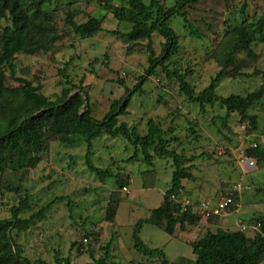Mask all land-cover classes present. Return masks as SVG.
I'll list each match as a JSON object with an SVG mask.
<instances>
[{
    "label": "rangeland",
    "instance_id": "rangeland-1",
    "mask_svg": "<svg viewBox=\"0 0 264 264\" xmlns=\"http://www.w3.org/2000/svg\"><path fill=\"white\" fill-rule=\"evenodd\" d=\"M164 2L166 6L174 4V0ZM57 3L50 7L53 9ZM72 7L77 22L90 15L103 16L102 29L92 37L80 38L68 32L62 8L54 11L60 39L48 51L17 53V75L33 84L40 83L42 93L54 99L62 88L58 68L70 60L67 72L71 81H82L89 95L91 114L101 119L111 102L124 95L126 89H132L144 74L150 56L148 42L130 45L125 36L119 35L128 31L129 25L117 22L96 2L73 0ZM244 16L249 21L264 17V0H201L194 4L188 8V18L204 35L202 39L190 37L182 18L173 17L170 24L178 37V48L167 61L171 64L169 69H188L187 80L194 90L203 89L220 70L211 56L213 49L224 32ZM6 24V19H0V25ZM164 41L160 34H153L150 46L154 56L160 55ZM252 50L256 58H249V66L243 69L249 75L222 78L217 87L219 95H243L261 86L263 76L251 73L264 71V34L262 40L253 43ZM6 85L17 83L8 76ZM251 113L256 115V130L248 121L242 122L237 113L227 114L218 102L206 105L202 111L180 92L176 79H169L158 67L157 74L147 78L141 92L131 96L126 112L119 116V121L136 126L141 134L146 133L148 119L155 120L168 132L170 148L197 157L192 161L194 178L182 181L179 198L183 202L194 206L206 199L216 201L230 193L241 177L249 186L233 195L234 205L227 214L201 219L202 222L184 229L176 227L173 236L157 226L143 224L140 239L151 248L163 249L169 261L188 264L194 258L190 243L206 230L239 229L246 225L244 231L248 236L256 233L253 226L257 223L253 219L264 218V161L246 172L243 159L251 142L258 140L264 145V98ZM133 152V146L123 137L111 138L103 133L93 140L92 162L101 168L121 171L130 180L126 190L118 189L112 179L100 180L87 170L85 143L66 146L52 140L34 168L0 173V218L9 217L10 207L22 197L27 198L29 208L21 217L56 201L44 219L36 220L26 231H13L15 241L32 263L39 260L56 264L57 259H68L66 264H91L103 255L104 246L112 238L108 264H159L138 253L131 236L136 222L159 206L170 186L171 159L153 157L148 165L141 159L129 161ZM202 153L204 156L200 157ZM115 198L119 199L115 219L106 221V207ZM88 233L94 234L87 236ZM259 264H264V257Z\"/></svg>",
    "mask_w": 264,
    "mask_h": 264
},
{
    "label": "trees",
    "instance_id": "trees-1",
    "mask_svg": "<svg viewBox=\"0 0 264 264\" xmlns=\"http://www.w3.org/2000/svg\"><path fill=\"white\" fill-rule=\"evenodd\" d=\"M58 1L0 0V19L8 21V24L0 25V173L34 168L52 140L66 146L85 143L87 170L100 180L112 179L118 189L126 188L130 180L123 177L121 171L98 167L91 160L93 140L103 133L111 138L123 137L133 146L134 152L129 161L141 159L150 165L153 157L171 159L170 186L164 192L159 206L151 209L147 218L136 222L131 239L133 248L147 259L157 260L159 264H178V261H169L163 249L151 248L145 244L140 239L139 232L143 224L148 223L173 236L176 227L184 229L186 225L201 222L203 218L196 211L201 201L194 206L192 203L183 205L184 202L179 198L183 189L182 181L194 178L192 170L195 164L192 161L197 157H188L175 148H170L168 132L153 119H148L146 133L141 134L136 126H130L118 118L126 112L131 96L140 93L147 78L157 74L160 67L166 77L176 79L180 92L188 101L197 104L200 110L203 111L206 105L212 106L218 102L227 114L237 113L242 122L248 121L253 130H256L257 119L251 110L264 98V71L253 70L251 74L263 76V83L243 95L233 93L221 96L217 93V87L222 78L249 75L243 69L249 66V58H256L252 45L262 40L264 17L249 21L244 16L238 24L230 26L224 32L221 41L211 53L220 70L203 89L196 92L187 80L189 70L180 72L175 68L169 69L171 64L167 61L178 48V37L170 24L173 17L182 18L190 37H204L188 18V8L201 0H174L172 6H166L165 0H117V3H114L115 0H87L98 3L117 22L129 25V30L120 32L119 35L125 36L130 45L145 40L150 51L148 67L139 76L137 83L132 89H126L124 95L114 99L101 119H96L91 114L89 95L82 81L74 84L70 79L67 72L70 60L58 68L62 88L54 99L42 93L40 83L33 84L25 77L17 75V53L48 51L60 39V35L56 33L54 11L62 8L68 32L80 38L92 37L102 29L103 16L90 15L87 20L77 22L74 19L76 11L72 9L73 0L59 4ZM53 2L57 5L52 9L50 5ZM154 33L160 34L165 40L158 56L153 55L150 46ZM6 73L17 85H6ZM117 81L124 85L122 80ZM192 133L195 134V131L192 130ZM244 152L245 157L254 159L256 163L264 161V145L258 140L251 142ZM199 156L203 157L204 153ZM243 182L245 183L244 179ZM55 202L51 201L28 217H21V213L29 208L27 198L22 197L17 204L10 207L9 217L0 218V264H44L39 260L32 263L23 254L22 247L14 239L13 231H26L36 220L44 219ZM118 203V198L108 202L106 221H114ZM216 216L218 215L205 220ZM253 221L259 224V229H255L253 236H248L241 228L218 227L214 231L206 230L190 243L194 258L187 261L188 264H259L264 257V218L257 217ZM93 234L88 233L87 236ZM112 243L111 238L103 248V255L91 264H108ZM66 263L68 259L56 260V264Z\"/></svg>",
    "mask_w": 264,
    "mask_h": 264
},
{
    "label": "built area",
    "instance_id": "built-area-1",
    "mask_svg": "<svg viewBox=\"0 0 264 264\" xmlns=\"http://www.w3.org/2000/svg\"><path fill=\"white\" fill-rule=\"evenodd\" d=\"M252 145L255 146V143ZM243 165L245 167V171L248 172L251 169H253L256 166V162L252 158L244 157L243 159ZM245 172V173H246ZM249 186L243 182V177H241L237 182L234 183L233 185V190L224 195L221 196L218 200L216 201H210L208 199L202 200L196 207L197 213L201 215L203 219H208L209 217L213 215H218V216H223L228 213L229 208L234 204V198L233 195L236 193H240L241 191H244L248 189ZM124 190L126 188L124 187ZM188 201H185L183 205L188 204ZM254 229H257L259 227V224L253 226ZM247 226L243 225L241 226V229L244 230L246 229Z\"/></svg>",
    "mask_w": 264,
    "mask_h": 264
},
{
    "label": "crops",
    "instance_id": "crops-1",
    "mask_svg": "<svg viewBox=\"0 0 264 264\" xmlns=\"http://www.w3.org/2000/svg\"><path fill=\"white\" fill-rule=\"evenodd\" d=\"M202 222V221H201Z\"/></svg>",
    "mask_w": 264,
    "mask_h": 264
}]
</instances>
